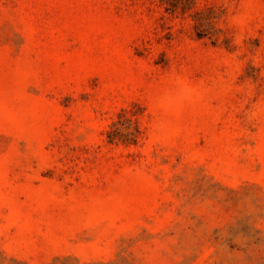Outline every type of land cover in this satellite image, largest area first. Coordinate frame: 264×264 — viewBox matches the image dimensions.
<instances>
[{"label":"rangeland","instance_id":"obj_1","mask_svg":"<svg viewBox=\"0 0 264 264\" xmlns=\"http://www.w3.org/2000/svg\"><path fill=\"white\" fill-rule=\"evenodd\" d=\"M0 264H264V0H0Z\"/></svg>","mask_w":264,"mask_h":264}]
</instances>
